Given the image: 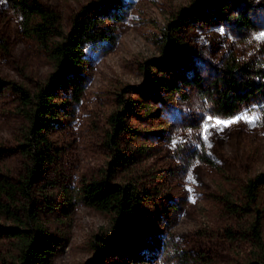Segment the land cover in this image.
Returning <instances> with one entry per match:
<instances>
[{
	"label": "rangeland",
	"instance_id": "obj_1",
	"mask_svg": "<svg viewBox=\"0 0 264 264\" xmlns=\"http://www.w3.org/2000/svg\"><path fill=\"white\" fill-rule=\"evenodd\" d=\"M55 9L68 31L79 10L91 0H40ZM193 0H124L123 19L113 24L116 39L88 45L85 49L86 89L76 104L60 93L63 128L52 140L61 149L47 178H57L72 189L82 181L99 179L108 171L114 150L107 145L109 118L121 109L122 99L131 102L127 125H143L158 135L150 154L127 171L112 177L118 183L145 172L161 187L167 209L157 244L130 264H263L264 187L260 189L262 242L256 246L246 217L232 214L222 200L228 194L234 207H243L246 181L264 172V102L255 100L233 117L215 116L212 103L201 98L194 84H182L164 102L165 92L152 79L167 75L173 66L160 61L162 41L169 23ZM233 18L187 21L177 36L189 50L206 86L220 74L229 55L240 62L253 61L264 69V0H231ZM245 12L253 26L242 28L234 18ZM20 14L0 0V170L18 178L23 159L18 145L27 122L17 110L18 83L34 91L54 65L46 53L20 28ZM146 105L158 109L155 118L144 116ZM120 139V143L127 140ZM206 155L215 166L199 160ZM47 174V173H46ZM141 179V178H138ZM194 200V202H193ZM0 215V224H7ZM109 216L78 202L64 228L67 243L52 264H92L96 235L108 229ZM13 252L9 240H0L1 259ZM262 256V259H259ZM116 254L104 264L126 261Z\"/></svg>",
	"mask_w": 264,
	"mask_h": 264
},
{
	"label": "trees",
	"instance_id": "obj_2",
	"mask_svg": "<svg viewBox=\"0 0 264 264\" xmlns=\"http://www.w3.org/2000/svg\"><path fill=\"white\" fill-rule=\"evenodd\" d=\"M6 1L19 12L21 31L46 53L54 72L34 91L18 83L10 84L18 94L17 110L27 126L18 145L23 159L21 174L13 178L0 170V215L9 222L0 224V240L11 241L13 247V252L5 255L0 264H52L67 243L64 228L78 202L109 216V228L95 236L96 258L92 264H104L103 259L108 260L114 254L128 259L115 264L144 261L146 252L157 244L155 238L165 223L167 209L173 207L161 198L162 188L152 184L156 180L152 174L141 172L127 182L113 181L117 171L129 172L150 154L152 144L158 141L155 131L143 125L131 130L127 125L130 101L122 99L121 109L109 118L107 145L114 150V156L103 176L82 181L75 189L57 178H47L48 171L55 168L62 155L51 138L63 128L64 109L59 95L65 91L69 103L80 102L87 81L85 49L88 45L115 41L113 24L124 17V0L89 1L76 14L68 31L63 29L61 15L40 0ZM230 9L231 0H193L180 11L179 21L169 23L159 60L174 69L151 80L154 88L165 92L164 102L171 99L173 92H180L182 84L191 83L203 100L212 103L215 116L233 117L252 101L264 102L262 66L253 61L240 62L229 55L220 74L206 86L189 50L176 35L187 21L220 22L233 18ZM234 20L242 28L253 26L245 12ZM143 115L155 118L158 109L146 105ZM124 136L127 140L120 143ZM199 160L215 166L206 155ZM263 187L264 172H261L246 181L243 207H234L228 194L222 199L230 213L243 214L250 221L248 227L257 247L262 242L259 193Z\"/></svg>",
	"mask_w": 264,
	"mask_h": 264
},
{
	"label": "snow or ice",
	"instance_id": "obj_3",
	"mask_svg": "<svg viewBox=\"0 0 264 264\" xmlns=\"http://www.w3.org/2000/svg\"><path fill=\"white\" fill-rule=\"evenodd\" d=\"M258 38L264 39V34H262L261 37H258ZM193 202H194V200H193Z\"/></svg>",
	"mask_w": 264,
	"mask_h": 264
}]
</instances>
